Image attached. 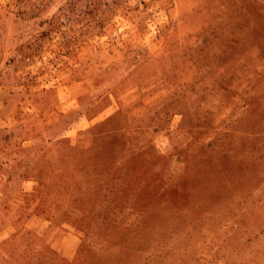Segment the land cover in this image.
I'll return each instance as SVG.
<instances>
[{"label":"rangeland","instance_id":"rangeland-1","mask_svg":"<svg viewBox=\"0 0 264 264\" xmlns=\"http://www.w3.org/2000/svg\"><path fill=\"white\" fill-rule=\"evenodd\" d=\"M119 258L264 264V0H0V264Z\"/></svg>","mask_w":264,"mask_h":264},{"label":"trees","instance_id":"trees-1","mask_svg":"<svg viewBox=\"0 0 264 264\" xmlns=\"http://www.w3.org/2000/svg\"><path fill=\"white\" fill-rule=\"evenodd\" d=\"M104 152H105V149H101L99 151V153L97 151H95V155L96 156H102L104 154ZM115 181H118L119 186L124 184V178L123 177H121V178H118L117 177V178H115ZM118 187L116 188L117 190H115V193H114L115 196H116V198H117V199L115 198V202L117 200V203L119 202L118 201V199H120L119 197H124V195H125V192H123V188L120 189ZM125 187H126V190L127 189H130V194H128L129 199H130V202L131 203L134 202L135 196L137 194L138 187L137 188L134 187L131 183L126 184ZM124 204L127 205V201ZM169 215L173 216L174 215V212L169 213ZM157 226L158 225H155V226H153V225H151V226H149V225L142 226V228H141V235H144L145 237L148 236L149 234H151V232L153 231V229L157 228ZM121 262H122L121 258L117 259V263L118 264L121 263Z\"/></svg>","mask_w":264,"mask_h":264}]
</instances>
